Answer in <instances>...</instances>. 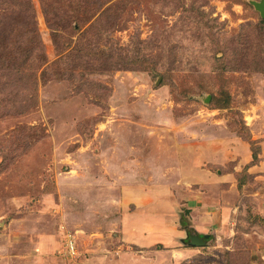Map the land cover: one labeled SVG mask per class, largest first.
Returning a JSON list of instances; mask_svg holds the SVG:
<instances>
[{
  "label": "rangeland",
  "instance_id": "rangeland-1",
  "mask_svg": "<svg viewBox=\"0 0 264 264\" xmlns=\"http://www.w3.org/2000/svg\"><path fill=\"white\" fill-rule=\"evenodd\" d=\"M261 1L0 0V264H264Z\"/></svg>",
  "mask_w": 264,
  "mask_h": 264
},
{
  "label": "water",
  "instance_id": "water-1",
  "mask_svg": "<svg viewBox=\"0 0 264 264\" xmlns=\"http://www.w3.org/2000/svg\"><path fill=\"white\" fill-rule=\"evenodd\" d=\"M254 3H255L256 8L260 11L261 16L264 17V0H262L261 2H254ZM187 235L189 237L188 243L193 246H203L207 243L209 239V235L201 236L198 233H195V232L191 233L190 231L189 233L187 231Z\"/></svg>",
  "mask_w": 264,
  "mask_h": 264
},
{
  "label": "crops",
  "instance_id": "crops-1",
  "mask_svg": "<svg viewBox=\"0 0 264 264\" xmlns=\"http://www.w3.org/2000/svg\"><path fill=\"white\" fill-rule=\"evenodd\" d=\"M185 233H186V236H187V231H185ZM186 236H185V237H186Z\"/></svg>",
  "mask_w": 264,
  "mask_h": 264
},
{
  "label": "trees",
  "instance_id": "trees-1",
  "mask_svg": "<svg viewBox=\"0 0 264 264\" xmlns=\"http://www.w3.org/2000/svg\"><path fill=\"white\" fill-rule=\"evenodd\" d=\"M256 157V156H255Z\"/></svg>",
  "mask_w": 264,
  "mask_h": 264
}]
</instances>
